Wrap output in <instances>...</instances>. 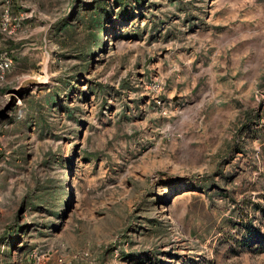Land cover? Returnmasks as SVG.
<instances>
[{
	"label": "rangeland",
	"instance_id": "rangeland-1",
	"mask_svg": "<svg viewBox=\"0 0 264 264\" xmlns=\"http://www.w3.org/2000/svg\"><path fill=\"white\" fill-rule=\"evenodd\" d=\"M4 53L0 264H264V0H0Z\"/></svg>",
	"mask_w": 264,
	"mask_h": 264
},
{
	"label": "water",
	"instance_id": "water-1",
	"mask_svg": "<svg viewBox=\"0 0 264 264\" xmlns=\"http://www.w3.org/2000/svg\"><path fill=\"white\" fill-rule=\"evenodd\" d=\"M43 73L44 77L42 78L31 76L21 79L18 86L15 87L13 90H18L20 88H25L26 86H32L38 83H44L47 78L46 63L43 64ZM260 93L264 96V87L261 89Z\"/></svg>",
	"mask_w": 264,
	"mask_h": 264
},
{
	"label": "built area",
	"instance_id": "built-area-1",
	"mask_svg": "<svg viewBox=\"0 0 264 264\" xmlns=\"http://www.w3.org/2000/svg\"><path fill=\"white\" fill-rule=\"evenodd\" d=\"M12 63V59L10 55L7 53L1 54L0 55V83L4 79L7 71L10 69ZM19 99L16 100V104H19Z\"/></svg>",
	"mask_w": 264,
	"mask_h": 264
},
{
	"label": "bare ground",
	"instance_id": "bare-ground-1",
	"mask_svg": "<svg viewBox=\"0 0 264 264\" xmlns=\"http://www.w3.org/2000/svg\"><path fill=\"white\" fill-rule=\"evenodd\" d=\"M161 209H167V206H165L164 204H161Z\"/></svg>",
	"mask_w": 264,
	"mask_h": 264
}]
</instances>
